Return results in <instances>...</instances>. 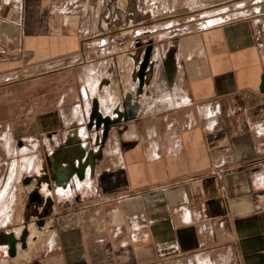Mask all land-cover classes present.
<instances>
[{
	"label": "crops",
	"instance_id": "0c3cea01",
	"mask_svg": "<svg viewBox=\"0 0 264 264\" xmlns=\"http://www.w3.org/2000/svg\"><path fill=\"white\" fill-rule=\"evenodd\" d=\"M125 15L118 0H0V151L33 142L28 172L91 157L67 189L28 177L30 223L10 234L25 251L4 239L0 264H264V17L148 36L120 80L119 52L95 46Z\"/></svg>",
	"mask_w": 264,
	"mask_h": 264
},
{
	"label": "rangeland",
	"instance_id": "374dc122",
	"mask_svg": "<svg viewBox=\"0 0 264 264\" xmlns=\"http://www.w3.org/2000/svg\"><path fill=\"white\" fill-rule=\"evenodd\" d=\"M118 3L126 12L125 17L117 20L115 25V30H118V33L113 39L99 40L95 48L109 47V50H112L115 47L117 52L120 53L125 45H128L133 39L134 41L136 39L137 43L129 44L128 48L136 47L139 44L145 46L150 41L148 36H154L165 31L180 33L182 30L193 28L195 25L210 26L243 16L264 17V0H118ZM215 19H218V21H209ZM102 44L104 47H102ZM119 62L122 67L123 60ZM122 68L121 71H123ZM32 144L34 143L25 140L9 156L6 152L0 151L1 162L6 163V165L0 166V242H3L12 233L13 228H18V226L25 228L30 223L28 217L31 214L27 210V195L31 190L32 183H27L28 177L31 178L35 175L37 180V177L41 175H55L50 163L44 165L39 157L32 171L28 172L26 170V164L32 159H36L35 155L33 156L30 152ZM39 153H42L41 146L36 154ZM86 161L87 156L83 154L77 165L74 162L69 163L65 169L69 172V175H76L73 169L79 168ZM89 166L90 164H87L85 170ZM55 169L59 172L60 168L55 167ZM7 178H11L10 181H7ZM46 185H52L54 188L58 187L56 183L41 184L39 182L34 183V188ZM11 197L15 198L19 204V213H15L10 219L9 215L11 213H8V215H4V213L6 205L9 206L8 203H10ZM6 218H9L8 221H6ZM22 233V229H19L17 236L15 234V238H19ZM33 237L39 238L40 235L32 230L29 233V240ZM24 251L25 249L19 247L17 252L23 255ZM0 254H6L5 248L0 251Z\"/></svg>",
	"mask_w": 264,
	"mask_h": 264
},
{
	"label": "water",
	"instance_id": "95a60500",
	"mask_svg": "<svg viewBox=\"0 0 264 264\" xmlns=\"http://www.w3.org/2000/svg\"><path fill=\"white\" fill-rule=\"evenodd\" d=\"M151 47L148 46L145 49L144 55H143V59L142 62L139 66L138 72H137V78L138 81L140 83V85L142 84L143 81V77H144V72L146 69V65L148 63V59H149V53H150ZM264 64V63H263ZM259 90L260 92H264V72L262 74L261 80H260V86H259ZM92 119L95 120V126L98 128L100 127L101 124H107L106 120H104L100 114H98L97 112H93L92 113ZM88 158H91L90 156ZM87 158V159H88ZM87 164H91V162H85L83 165H80L79 169H73V171L76 173V177L78 178V180H82L84 179V170H85V166ZM84 168V170H82ZM66 179H64L63 181H65ZM63 181L62 183H60L59 185H63ZM26 237L27 234L26 232H23L19 238H15L14 235H9L5 238L6 244H7V255L11 258H13L16 255V245L19 244L21 249H24L26 247Z\"/></svg>",
	"mask_w": 264,
	"mask_h": 264
},
{
	"label": "built area",
	"instance_id": "2783aa9c",
	"mask_svg": "<svg viewBox=\"0 0 264 264\" xmlns=\"http://www.w3.org/2000/svg\"><path fill=\"white\" fill-rule=\"evenodd\" d=\"M136 37H138V36L136 35ZM135 42L137 43L136 39H135V41H134V39H133L132 41H130L129 44L131 45V44H134ZM129 44H128V45H129ZM114 45H115V43H114ZM128 45L126 44L125 47L123 48V50H122L119 54L116 55L117 58H120L119 61L123 60V58L125 57V54L127 53L128 49H129V48H128ZM102 47H104L103 44H102ZM117 68H118V69H121V68H122V67L120 66V62L118 63ZM122 70H123L122 73H121L120 76L118 77L120 80L124 79L125 75H126L127 72L129 71V68H122ZM87 153H88V152H86V155H87ZM87 172H88V168H86V170H84V177H85V176H88ZM75 177H76V175H75ZM76 179L78 180L77 177H76ZM78 181H82V180H78ZM61 188H63V189H67L68 186L63 184V185H61ZM19 247H20V245L17 244V245H16V254H17V251H18Z\"/></svg>",
	"mask_w": 264,
	"mask_h": 264
},
{
	"label": "bare ground",
	"instance_id": "6f19581e",
	"mask_svg": "<svg viewBox=\"0 0 264 264\" xmlns=\"http://www.w3.org/2000/svg\"><path fill=\"white\" fill-rule=\"evenodd\" d=\"M216 20L218 21V19H215V20H209V21H210V22H211V21L214 22V21H216ZM87 162L90 163V161H87ZM77 169H79V168H77ZM82 170H84V168H83ZM67 175H68V174H66V172H60V173H59V172L56 171V178H58V179H57V180H58L57 183H58V184L62 183V181L66 178Z\"/></svg>",
	"mask_w": 264,
	"mask_h": 264
},
{
	"label": "flooded vegetation",
	"instance_id": "af4514ba",
	"mask_svg": "<svg viewBox=\"0 0 264 264\" xmlns=\"http://www.w3.org/2000/svg\"><path fill=\"white\" fill-rule=\"evenodd\" d=\"M87 161H90L91 162V158H88L87 159ZM52 167H53V172L55 173V175H56V170H55V167H56V164L55 163H53V165H52ZM57 168V167H56ZM61 171L60 172H66V174H69V172L67 171V170H65V169H60ZM59 172V173H60ZM67 177V176H66ZM58 179V178H57ZM58 181V180H57Z\"/></svg>",
	"mask_w": 264,
	"mask_h": 264
}]
</instances>
